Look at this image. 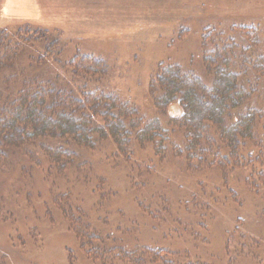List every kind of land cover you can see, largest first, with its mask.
I'll list each match as a JSON object with an SVG mask.
<instances>
[{
    "label": "trees",
    "instance_id": "obj_1",
    "mask_svg": "<svg viewBox=\"0 0 264 264\" xmlns=\"http://www.w3.org/2000/svg\"><path fill=\"white\" fill-rule=\"evenodd\" d=\"M206 21L201 41L203 77L177 65L161 66L150 83L155 110L167 113L169 109L171 122L183 129L179 141L170 140L168 131L147 115L148 110L142 112L131 99L99 85L107 75L102 61L89 59L91 65L79 75L74 73L73 62L69 70L65 67L69 59L58 76L45 55L55 46L51 58L58 61L68 41H52V34L48 37L47 32L27 26L16 34L0 29V176L13 175L17 166L31 180L27 187L33 186L34 177L45 189L52 182L60 183L59 193L52 192L49 202L38 191L35 198L42 205L28 206L30 213L18 203L26 222L23 246L33 237L41 238L45 220L63 226L74 237L77 248L68 250L74 264H204L201 253L189 248L184 234L201 236L213 220L211 209L218 204L233 205L235 213L243 206L235 193V198L222 199L220 187L212 193L211 183L200 178L196 190L203 189L205 198L197 201L196 191L191 194L196 197L195 213L188 212L187 218L182 217V209L190 205L182 203L175 210L174 202L159 193L149 200L135 199L143 213L113 221L115 203L111 201L115 197L105 175H100V181L92 180L89 194L82 199L75 198V189L70 188L81 180L89 183L87 177L74 172L92 169L98 150L105 152L106 162H112L126 155L132 160L134 146L152 145L164 151L166 142L173 143V150L166 152L178 153L186 166L198 163L194 171L217 166L222 180L215 181H226L227 186L230 177L238 180L244 176L250 192L264 197V19L212 16ZM86 62L87 58L78 64ZM172 108L177 112H171ZM236 169L244 173L234 175ZM27 187L23 192L31 202L34 197ZM96 196L102 199L97 202ZM0 200L4 222L15 212ZM42 209L44 216L39 214ZM148 214L154 219V230L162 234L163 245L142 240ZM259 214L264 217L263 210ZM238 218L233 235L241 236L243 246H248L252 238L240 232L243 220ZM19 231L13 227L12 233L5 232L0 238V264H14L13 257L22 258L14 242Z\"/></svg>",
    "mask_w": 264,
    "mask_h": 264
},
{
    "label": "rangeland",
    "instance_id": "obj_2",
    "mask_svg": "<svg viewBox=\"0 0 264 264\" xmlns=\"http://www.w3.org/2000/svg\"><path fill=\"white\" fill-rule=\"evenodd\" d=\"M212 16L253 18L254 21L264 19V0H0V29L16 34L27 26L47 32L48 37L52 34V41L56 38L68 41L67 48L58 61L51 58L55 46H51L45 55L58 76L63 74L62 65L69 59L70 64L65 67L69 70L73 62L76 70L74 73L79 75L84 73V67L91 65L89 59L102 61L107 75L99 85L121 98L131 99L142 112L148 110L147 115L157 120L163 130L168 131L170 140L177 141L183 129L171 122L169 109L167 113L155 110L150 83L161 66L177 65L188 73L195 70L203 77L200 62L203 25ZM40 35L42 34H38L37 40H40ZM51 44L49 42V46ZM66 56L67 59H64ZM86 58V63L78 64L79 60ZM175 111L177 109L172 108L171 112L176 113ZM109 140L108 143L111 141ZM171 144L173 143L166 142L165 149L170 148L172 151ZM133 149L132 160L126 155L112 162L105 161V152L95 151L94 167L74 172L80 174V177H87L89 183L81 180L71 186V180L66 182L64 190L68 191L67 187L70 185V188L75 189V198L79 196L82 199L86 193L89 194L92 180L100 181V175H105L115 197L111 201L115 203L111 220L117 222L132 215L138 216L144 209L139 208L136 200H143L144 197L149 200L159 193H164L174 202L175 210L182 203L190 205L188 209H182V217L187 218L188 212L195 213L194 199L197 197L199 201L205 198L202 195L203 189L196 190L197 182L204 178L201 182L211 183L209 186L212 187V193V190L220 187L223 191L219 192L222 199L236 194L243 206L240 205L235 213L233 205H216L211 209L214 210L213 220L207 224L205 231L200 232L201 236L184 234L189 248H195L201 253L204 264H264V217L259 214L261 210L264 211V197L250 192L244 176H239L238 180L233 179L234 176L230 177L228 187L226 181L216 183L217 178L222 180L217 166L196 172L194 170L199 168L198 163H193L192 167L186 166L178 153L170 155L165 149L158 151L152 145L134 146ZM24 171L15 166L13 175H7L6 179L0 176V198L15 212L4 222L1 220L4 212L0 213V238H3L5 232L12 233L13 227L20 230L17 234L14 233V242L20 247L17 250L22 253V258L13 257L11 260L14 264H74L68 250L77 248L76 241L57 223L50 224L44 220L41 227L44 234L41 238L31 237L28 244L23 246L26 222L18 210V203L30 213L28 206L42 205V201L35 198L38 191L42 190L44 199L49 202L52 192L57 191L60 184L52 182L46 185V190L42 181L34 177L33 186L27 187L31 183L26 170ZM235 173L238 174L234 175H240L244 171L236 169ZM142 186L146 188L142 189ZM26 187L34 197L31 202L26 197L27 192H23ZM195 191L198 195L193 197ZM92 198L94 199L93 196ZM95 199L99 202L102 198L96 196ZM2 205L4 203L1 204L0 200V206ZM39 214L44 216L45 210L42 209ZM148 215H145L142 240L148 244L163 245L162 234L154 230V223L151 224L154 219L152 215ZM237 216L238 220H243L240 232L247 233L252 238L248 246H243L241 236L233 235L238 227L235 222ZM38 217L41 216L35 215L36 219ZM149 226L153 229H148ZM174 239L177 240L178 237L174 236Z\"/></svg>",
    "mask_w": 264,
    "mask_h": 264
}]
</instances>
